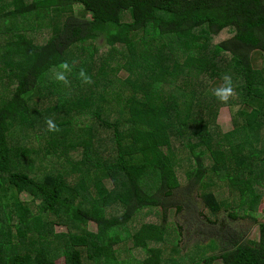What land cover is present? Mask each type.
I'll use <instances>...</instances> for the list:
<instances>
[{
    "label": "trees",
    "instance_id": "1",
    "mask_svg": "<svg viewBox=\"0 0 264 264\" xmlns=\"http://www.w3.org/2000/svg\"><path fill=\"white\" fill-rule=\"evenodd\" d=\"M58 12L63 20L54 32L45 23ZM203 28L208 32L201 36ZM224 32L230 35L218 41ZM100 39L107 48L122 47L125 61L113 68L109 56L100 57L95 85L103 81V90L85 96L75 87L78 104L68 110L63 97L69 87L52 73L63 61L73 65L74 48ZM256 51L264 54V0H0V71L9 85L0 92V264H58L62 258L66 264H120L116 246L130 238L133 249L147 255L141 264L162 262L167 211L182 187L173 138L185 142L195 163L187 172L190 189L217 174L237 186L251 216L258 215L264 202V67L255 65ZM91 55L98 57V46ZM118 65L126 77L117 75ZM79 71L67 74L70 82ZM225 72L241 90L240 105L232 106L235 128L227 132L217 123L224 105L203 94ZM35 93L57 94L59 105L52 113L38 110ZM81 118L110 132L111 152L95 145L91 124L75 129ZM48 119L59 131L40 126ZM24 127L42 128L39 138L51 135L57 159L43 176L21 161L25 147L17 137ZM24 193L33 199L22 200ZM201 198L213 213L221 210L213 191ZM151 208L161 209L163 223H144L130 234L129 224ZM88 223L98 232L76 231ZM57 226L70 232L57 233ZM42 251L44 259L38 258ZM218 260L264 264V222L259 240L233 242L200 264Z\"/></svg>",
    "mask_w": 264,
    "mask_h": 264
},
{
    "label": "rangeland",
    "instance_id": "2",
    "mask_svg": "<svg viewBox=\"0 0 264 264\" xmlns=\"http://www.w3.org/2000/svg\"><path fill=\"white\" fill-rule=\"evenodd\" d=\"M75 11L78 16L82 15V8L79 5L75 6ZM89 18L90 15L88 14ZM63 20V15L58 13H50V17L47 19L45 24L51 26L52 31H57L61 22ZM44 24V25H45ZM48 35L49 30H45ZM208 32L206 28L200 30L199 35ZM230 35L229 32H224L218 38H226ZM40 39V38H39ZM200 39H196L200 41ZM45 38L38 40L39 42H44ZM99 47V55L95 59L91 55L94 50V46ZM199 44L197 46H201ZM191 45H187L190 47ZM163 49V48H162ZM118 50H122V47L116 46L114 49L107 48L104 45L102 39L96 40L94 42H88L80 48L73 49V65L76 71L81 69L86 70L88 75L92 78V84H82L78 77H74L71 81V88L69 87L66 91V95L63 97L64 102H68V110L76 109L74 107L78 104L76 101L77 90L75 87H80L84 95L91 94L92 91L103 90V81L98 85H95L97 80L96 75L98 73L97 65L101 62L100 57H108V60L114 61L113 68L116 64H123L124 59L121 57V53ZM124 52H122V55ZM116 55V56H115ZM254 63L257 67H264V54L261 52H254ZM228 62L226 63V66ZM117 75L119 77H126L129 72L126 69H121V65ZM230 75L225 72L224 75ZM231 76V75H230ZM223 84L222 77L214 78L209 81L208 87H205L203 92L205 100L211 101L214 105L220 104V102L212 95V90L217 86ZM65 87L64 85H62ZM9 87L7 81H3V71H0V92L5 91ZM116 88V87H115ZM114 88V89H115ZM236 95L231 98L233 103L223 104L224 106L220 109L217 117V123L222 131H230L235 128L234 110L232 107L238 103V96L241 90H237ZM89 97V96H88ZM59 96L50 95L48 97H38V93L33 96V103L35 107L40 109H50L52 113L53 108L59 105ZM231 105H227V104ZM240 105V103L236 104ZM252 108L251 106L249 107ZM116 117V116H115ZM91 124L94 128L95 145L99 144L103 152H111L113 142L112 135L109 131L101 128L94 119L92 118H81L79 120V127H75L79 130L80 127ZM42 128H46L48 125L46 123L40 124ZM204 127V125H203ZM42 128L36 130H30V128H23L22 135L17 137L18 144L21 148L25 147V157L21 159L26 169H31L30 166H34L35 172L40 176L46 174L54 169V161L57 159V155L54 152V145L51 141L50 133H45L42 138L36 136V133L42 131ZM263 142L259 148L262 149L264 155V134L260 137ZM12 145H15L14 139L12 140ZM73 149L70 147V150ZM173 149L176 151V157L178 160L176 173L180 180L182 187L176 191L174 200L176 201V206L168 209L166 216V227L167 234L165 241L159 244L162 250L163 260L159 262L155 259H147V264H200L205 258L209 256L218 255L223 249L230 247L233 242L237 241H247V240H259L261 237V223L264 222V202L260 205L257 210L255 217H252V213L249 211V204H243L242 194L237 186H233L225 178H220L217 174L209 173L203 179V181L191 189L188 187L190 178L187 175L189 169L194 168L195 163L191 160L190 150L185 146V142L179 138H173ZM46 151V152H45ZM49 151V152H47ZM46 154H45V153ZM43 153V158L40 154ZM232 157V155H228ZM63 158V157H60ZM212 159L209 155L205 158V165L211 166ZM71 169V166H67V170ZM106 184L109 189L112 186L111 181L105 179ZM260 188V187H259ZM258 188V189H259ZM213 191L219 201L221 202V210L218 213H213L208 207H206L202 201L201 195L206 191ZM10 200L16 196V192L10 189ZM24 201L30 202L33 197L29 193H24L20 196ZM178 206L180 208H178ZM235 214V215H234ZM234 215V216H233ZM148 222H155L157 224L163 223L162 211L158 208H151V210H145L141 212L128 226V232L134 234L142 224ZM76 229L78 233H83L85 231L98 232V227L94 223H88L85 226H75L71 228ZM57 233H68L70 232L69 226H57ZM132 239L124 240L116 248L121 250V254L118 255V260L120 264H141V262L147 257L146 253L142 250L133 249ZM38 258H46L44 251L40 252ZM146 260V259H145ZM58 264H66V259L62 258L58 261ZM214 264H221V261H215Z\"/></svg>",
    "mask_w": 264,
    "mask_h": 264
},
{
    "label": "clouds",
    "instance_id": "3",
    "mask_svg": "<svg viewBox=\"0 0 264 264\" xmlns=\"http://www.w3.org/2000/svg\"><path fill=\"white\" fill-rule=\"evenodd\" d=\"M74 65L69 64L67 61L61 62L56 66V70L52 73V78L58 82L62 83L65 87H70L71 82L68 79V73L73 69ZM78 78L81 80L82 84H92V78L87 74L84 69H81L78 73ZM223 84L217 86L212 90V95L223 104L228 103V101L236 95V91L233 85V80L230 75L225 74L222 77ZM158 87V85H157ZM48 125V131H59V128L51 119L46 120Z\"/></svg>",
    "mask_w": 264,
    "mask_h": 264
}]
</instances>
